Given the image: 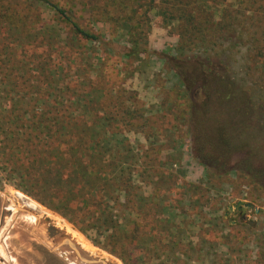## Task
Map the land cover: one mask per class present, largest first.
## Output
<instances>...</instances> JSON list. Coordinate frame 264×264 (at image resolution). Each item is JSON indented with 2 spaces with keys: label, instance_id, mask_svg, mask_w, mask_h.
<instances>
[{
  "label": "rangeland",
  "instance_id": "obj_1",
  "mask_svg": "<svg viewBox=\"0 0 264 264\" xmlns=\"http://www.w3.org/2000/svg\"><path fill=\"white\" fill-rule=\"evenodd\" d=\"M107 1L97 0V8ZM149 5L134 6L149 30L135 41L128 38V16L100 21L88 0H0V149L13 138L7 132L9 116L20 114L24 123L25 110L30 116H52L57 104H121L133 124L131 132L121 124L119 132L127 135L119 133V138H127L136 157L134 202L145 200L132 216V264H216L227 260L230 246L233 261L264 264V191L253 188L246 172L264 168V11L253 12L248 1L243 15L236 22L229 19L228 32L203 55L197 46L180 52L178 28L165 27L154 11L145 17ZM57 9L100 41L75 34ZM256 46L261 51L257 59ZM204 82L209 88L201 86ZM77 83V91L64 89ZM191 118L204 130L223 120L238 126L241 131L229 136L235 142L231 152L219 151L217 136L210 141V128L207 134L189 130ZM145 160L160 163L147 185L140 179ZM217 161L228 175L211 176ZM240 202L255 209L240 210ZM157 206L170 220L168 226L153 223ZM25 208L47 221L31 223L21 216ZM15 215L21 218L14 220ZM48 224L69 227L93 258L124 264L19 189L0 168V264H69L70 252L60 247L65 234L51 238Z\"/></svg>",
  "mask_w": 264,
  "mask_h": 264
},
{
  "label": "trees",
  "instance_id": "obj_2",
  "mask_svg": "<svg viewBox=\"0 0 264 264\" xmlns=\"http://www.w3.org/2000/svg\"><path fill=\"white\" fill-rule=\"evenodd\" d=\"M88 1L94 4L93 17L100 21H117L120 16H128L125 18L130 25L128 38L131 35L135 41L142 38L138 35L149 32L140 23L142 13L134 10L135 5L146 2L150 8L145 17L149 19V12L154 11L155 16L163 17L165 27L173 25V28H178L176 34L182 40L180 52L197 46L203 55L210 53V46L217 45L218 40L228 32V24L232 25L229 19L236 22L237 17L243 15L248 1L253 12L264 11V0H108L98 8L97 0ZM57 13L71 24L75 34L91 42L100 41L96 33L78 26L65 10L57 9ZM260 52L256 46V59L260 57ZM78 86V83L71 87L65 84L64 89L71 93L77 91ZM201 86L209 88L207 82ZM64 89L58 88L61 91ZM72 103H75L74 99ZM121 107V104H57L52 116H47L48 112L38 115L35 109V113L30 116L29 111L25 110L24 123L20 114L9 116L12 127L7 132L13 138L7 140L0 149V168L9 181H16L19 189L58 213L96 246L119 258L124 264H132L133 244L129 242V231L136 226L132 216L137 205L145 200L134 202L138 189L133 178L136 157L127 138H119V133H122L121 130L119 132L120 125L126 126L125 129L131 132L133 124L131 112L126 108L121 110ZM236 111L241 110L235 109L234 113ZM191 120L186 123L189 130L193 127L207 134L205 130L210 128V132H213L210 133V141L216 142L214 137L217 136L222 145L219 151L224 156L231 152L235 142L229 136L233 137L238 130L241 131L238 126L223 123V120L217 124H206L208 127L204 130L202 124L199 126ZM262 132L263 129L258 135ZM123 135H127L126 131ZM254 135L248 134V138L252 140ZM7 148L11 153L5 155L3 150ZM27 148L32 151H24L23 154L21 150ZM159 164L146 160L142 163V184L147 185L155 165ZM217 164L210 175H228L229 171L225 172L220 162L217 161ZM207 169L210 171L209 166ZM246 172L254 183L253 188L264 191V168L257 171L246 168ZM146 206L142 204L143 208ZM162 213V209L157 206L151 215L154 217L153 223L159 221L168 226L170 220ZM145 216L146 225L148 213ZM227 250V260H218L216 264H241V259L233 261L230 258L235 250L231 246Z\"/></svg>",
  "mask_w": 264,
  "mask_h": 264
},
{
  "label": "bare ground",
  "instance_id": "obj_3",
  "mask_svg": "<svg viewBox=\"0 0 264 264\" xmlns=\"http://www.w3.org/2000/svg\"><path fill=\"white\" fill-rule=\"evenodd\" d=\"M13 214H16V213H14V212H12ZM23 218H28L30 221H31V223H34V224H38L39 222H41V221H47V220H45V219H43V218H41V217H39V216H37L33 211H31L30 210V208H25L24 210H23V213H22V215H21ZM21 216L20 215H15V219L14 220H16L17 218H21ZM11 219V218H10ZM56 225H58L57 226V229L59 230V231H61L62 233H64L65 234V236L67 237V241H66V243L67 244H71L72 245V247H74V248H76L77 250H80V251H82V252H84V253H87V254H89L92 258H93V253L89 250V249H87V246L85 245V243H84V241L82 240V239H79V237H78V235L77 234H74L72 231H71V229L69 228V227H67L66 225H63V224H56ZM54 227H56V226H54ZM64 236V235H63ZM69 241V242H68ZM59 242V241H58ZM60 243V242H59ZM60 245H63V243H60ZM57 246H59L58 244H57ZM60 247H63V246H60ZM71 247V246H70ZM69 247V248H70ZM71 247V248H72ZM74 248H72V249H74ZM63 249H65L64 247H63ZM76 249H74V250H76ZM66 250V249H65ZM70 252V256H68V261L71 263V264H73V263H75V264H83V262H81V261H79L78 260V258H77V256L76 255H78V254H76V252L77 251H69Z\"/></svg>",
  "mask_w": 264,
  "mask_h": 264
},
{
  "label": "water",
  "instance_id": "obj_4",
  "mask_svg": "<svg viewBox=\"0 0 264 264\" xmlns=\"http://www.w3.org/2000/svg\"><path fill=\"white\" fill-rule=\"evenodd\" d=\"M242 206H245V207L250 208V209H255L254 205H252L250 203H241V202L238 205V209L241 210ZM257 212H258V210H257ZM250 225H252V224L250 223ZM47 232L51 238H54V237L61 234V232L57 228H55L54 226L49 225V224L47 225ZM63 238L67 239V237H63ZM62 246L66 249V252H69L72 250L77 251L76 254H78V255H76V256H77L78 260L83 262L84 264H107L106 261L100 260L98 258H92L89 254L84 253L80 250H77L76 248L72 247L71 244L67 245V243H65ZM70 246L76 250L72 249Z\"/></svg>",
  "mask_w": 264,
  "mask_h": 264
},
{
  "label": "flooded vegetation",
  "instance_id": "obj_5",
  "mask_svg": "<svg viewBox=\"0 0 264 264\" xmlns=\"http://www.w3.org/2000/svg\"><path fill=\"white\" fill-rule=\"evenodd\" d=\"M56 248L59 249L58 246H56ZM60 251H62V250H60ZM69 264H71V263L69 262Z\"/></svg>",
  "mask_w": 264,
  "mask_h": 264
}]
</instances>
